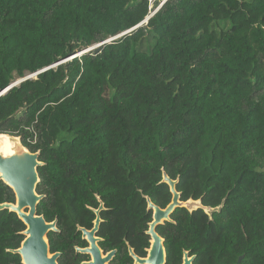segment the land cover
<instances>
[{
  "label": "trees",
  "instance_id": "trees-1",
  "mask_svg": "<svg viewBox=\"0 0 264 264\" xmlns=\"http://www.w3.org/2000/svg\"><path fill=\"white\" fill-rule=\"evenodd\" d=\"M0 0V135L39 153L37 214L59 264L100 212L106 248L143 254L146 198L217 208L176 209L157 227L167 264H264V0ZM150 40L145 49L142 44ZM56 65V66H54ZM54 66V67H53ZM15 196L0 181V204ZM25 226L0 212V264ZM67 258V260H66Z\"/></svg>",
  "mask_w": 264,
  "mask_h": 264
},
{
  "label": "water",
  "instance_id": "water-1",
  "mask_svg": "<svg viewBox=\"0 0 264 264\" xmlns=\"http://www.w3.org/2000/svg\"><path fill=\"white\" fill-rule=\"evenodd\" d=\"M166 1L167 0H162L159 6L154 11H152L149 16H147L145 20L137 27L103 43L94 45L87 49H82L73 55V57H71L69 60L90 52H96L102 47L103 44H109L116 39L124 37L142 25H146L150 18ZM46 70L48 69L33 75H29L24 79L12 83L4 91L0 92V96L4 95L7 91L25 80L32 78L36 79L35 77L39 73H42ZM38 158L39 153H31L22 145L21 139L19 137L0 135V181L10 188L15 196L14 204H0V212L7 211L8 213L16 215V217L25 226V231L23 232L24 240L17 250L12 251L13 254H16L20 257L22 264H57L56 260L58 255H50L47 241V235L50 232H56V222L54 221L52 223H47L42 216L37 214V206L42 199L41 196L36 194V187L39 183L37 169L42 165L38 161ZM161 183L168 187L169 193L171 195V201L164 209H161L152 204L148 198L145 199L147 211L151 212L152 221L148 225L149 229L147 231L151 241L147 260H139L133 256L137 264H164L165 251L162 245L163 241L155 233V229L159 225L170 223V216L176 209H184L188 213L201 210L209 218H211L213 213L218 212L220 209V207L214 209L204 207L200 200L189 199L185 202L180 201V194L177 193L175 189L177 180H170L164 172H162ZM102 209L103 205L100 203L99 208L94 211L96 219L91 231L88 232L84 229H79V231L82 233V238L86 239V241L90 244L89 249L80 251L81 253L88 254L92 257V263L90 264H96L97 259H99V251L95 246V243L98 242V240L94 238V234L96 233L100 223L99 212ZM186 258L187 255L185 254L184 264H188ZM101 261L104 262L106 260Z\"/></svg>",
  "mask_w": 264,
  "mask_h": 264
},
{
  "label": "flooded vegetation",
  "instance_id": "flooded-vegetation-1",
  "mask_svg": "<svg viewBox=\"0 0 264 264\" xmlns=\"http://www.w3.org/2000/svg\"><path fill=\"white\" fill-rule=\"evenodd\" d=\"M100 212H99V218H100ZM94 215H95V213H94ZM95 219H96V215H95ZM151 221H152V219H151ZM100 223H99V225H100ZM93 226H94V222L92 223V227L90 229H85V228H80V227L76 228L77 229L76 233L79 234V239L81 241V244L79 246H74L73 252L70 254L72 256V259L75 262V264H90V263H92V257L90 255L83 254L80 252V251L89 249L90 244L86 241V239L82 238V233L79 231V229H84V230L89 232L93 229ZM159 226H157V227H159ZM157 227H156V229H157ZM148 229H149V226H148ZM148 229H147V231H148ZM156 229H155V233L158 235ZM98 231H99V226H98L96 233L94 234V238L98 240V242L95 243V246L97 247V249L99 251V259H97L96 264H137L136 261L134 260L133 256L139 260H147L148 259L147 258L148 257V250L150 248V241L151 240H150V236L147 234V231L145 232V234L149 238V243H148V247L144 250V253L142 255L136 254L135 250L128 243H125V246L121 247L120 249H118V248H106L104 243H102L103 239L98 236ZM57 232H58V230L56 228V232H50V233H57ZM160 239L163 241L162 245H163V248L165 251L164 264H167V256H166L164 239L161 237H160ZM47 241H48V239H47ZM48 246H49V244H48ZM49 251H50V248H49ZM53 254L58 255L56 263L59 264V259L61 258L62 254L61 253H51V251H50V255H53ZM185 254L187 255L186 259L188 261V264H195V256L190 255L189 252L185 251V250H182L179 264H184V255ZM109 255H111V256H109ZM66 260H67V258H66ZM101 260H106V261L102 262Z\"/></svg>",
  "mask_w": 264,
  "mask_h": 264
},
{
  "label": "rangeland",
  "instance_id": "rangeland-1",
  "mask_svg": "<svg viewBox=\"0 0 264 264\" xmlns=\"http://www.w3.org/2000/svg\"><path fill=\"white\" fill-rule=\"evenodd\" d=\"M148 1H149V4H150V8L153 7V3L155 2V0H148ZM150 44H151V41L150 40H146L141 46H142L143 49H145Z\"/></svg>",
  "mask_w": 264,
  "mask_h": 264
}]
</instances>
